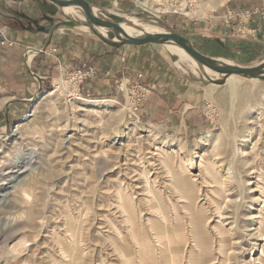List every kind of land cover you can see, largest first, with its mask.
Here are the masks:
<instances>
[{"label": "rangeland", "instance_id": "1", "mask_svg": "<svg viewBox=\"0 0 264 264\" xmlns=\"http://www.w3.org/2000/svg\"><path fill=\"white\" fill-rule=\"evenodd\" d=\"M87 1L103 15L138 22L140 30L150 24L185 35L204 54L207 47L191 25L223 21L241 37L249 33L254 14L235 8L236 0ZM55 13L66 20L59 8ZM67 13L84 17L80 10ZM58 28L100 40L84 26L58 21ZM168 45L147 44L148 57L175 69L187 83L183 92L193 83L201 88L190 105L175 107L186 118L173 126L158 123L161 111L129 117L127 99L116 88L124 79L115 80L108 96H86L82 85V99L74 100L56 88L61 76L50 87H38L42 76L33 65L34 52L25 60L35 83L30 96L22 100L0 86V264H264V221L257 233L249 218L253 194L247 191L240 200L236 181L245 182L255 170L264 177V127L257 126L264 124V76L237 77L234 101L227 79L211 80L188 58L178 61ZM262 61L264 54L244 66ZM52 91L54 97L44 100ZM251 136L258 147L249 153ZM233 140L248 153L234 165ZM218 149L222 154L214 152L225 166L220 172L204 158L212 177L199 163L203 154L217 158L213 150Z\"/></svg>", "mask_w": 264, "mask_h": 264}, {"label": "crops", "instance_id": "2", "mask_svg": "<svg viewBox=\"0 0 264 264\" xmlns=\"http://www.w3.org/2000/svg\"><path fill=\"white\" fill-rule=\"evenodd\" d=\"M233 6L254 10L247 35H235L223 21H204L191 27L197 40L207 47L205 55L234 59L239 65H246L264 54V0H236ZM50 8L37 0H0V86L22 96V100L30 96L35 83L25 60L28 50H32L38 52L33 65L42 76L38 87H50L54 79L76 67H94L96 76L83 84L86 96H108L116 79L139 80L151 90L140 114L157 116L161 111L158 123L163 127L173 126L174 121L185 122L186 117L175 107L183 106L185 101L188 106L192 98L195 101L200 97V86L193 83L183 92L185 79L169 65H159L152 56L148 57L147 44L112 47L84 34L58 28V21L66 20H60ZM2 40L13 44L2 45Z\"/></svg>", "mask_w": 264, "mask_h": 264}, {"label": "water", "instance_id": "3", "mask_svg": "<svg viewBox=\"0 0 264 264\" xmlns=\"http://www.w3.org/2000/svg\"><path fill=\"white\" fill-rule=\"evenodd\" d=\"M49 1L52 4L50 5V10H54L53 12L55 13L59 8L66 18V23L72 26L79 25L88 28L101 41L109 46L120 47L125 45H144L150 43H174L183 48V50L204 69L221 75L223 79L218 81L220 83L224 82L232 75L247 78H260L264 76V61L252 66L227 63L225 61H221L219 58L205 55L197 49V47H195L188 37L172 30L151 32L142 35H130L125 30L127 25H131L129 23V19L116 14L106 16L100 12H96L94 6L87 0ZM68 8L80 10L84 14V17H72L66 11ZM46 10L47 8L45 7L43 11L46 12ZM137 29H139V27Z\"/></svg>", "mask_w": 264, "mask_h": 264}, {"label": "bare ground", "instance_id": "4", "mask_svg": "<svg viewBox=\"0 0 264 264\" xmlns=\"http://www.w3.org/2000/svg\"><path fill=\"white\" fill-rule=\"evenodd\" d=\"M10 2V1H9ZM144 4V3H143ZM70 9V12L72 13V11H73V9L72 8H69ZM94 9H95V11L96 12H98V9L96 8V7H94ZM103 10V9H102ZM67 11V10H66ZM111 12V11H110ZM102 13V12H101ZM113 13H115V12H113ZM75 16V15H74ZM131 21V20H130ZM132 22V24L131 25H127V27L128 28H126L125 27V30H126V32L128 33V34H130V35H142V34H145V33H151V32H161V31H165V30H167L166 28H165V30L164 29H162V28H158V27H156V26H152V25H150V24H144L143 25V28L140 30V29H137L136 27H138V25H139V23L138 22H136V21H131ZM168 47L170 48V50L172 51L171 53H173V54H175V59L177 58V60L178 61H180V59L181 58H183V57H185V58H188L190 61H192L198 68H202V70H204L207 74H208V76H210L211 77V80H217V79H223V77L221 76V75H219V74H216V73H214V72H211L210 70H207V69H204L200 64H198L189 54H187L184 50H183V48H181L180 46H178L177 44H174V43H172V44H169L168 45ZM31 57V56H30ZM227 60V59H226ZM230 61V60H229ZM227 63H231V62H227ZM196 67V68H197ZM237 77H239V76H237V75H232V76H230L229 78H227V82L228 83H230L229 85H231V88H230V94H232L231 95V97H232V99L234 100V101H236V97H237V87H236V83H237V80H236V78ZM60 80H61V78L60 79H57V81L58 82H60ZM62 81V80H61ZM54 92L55 91H52V92H50L45 98H44V100H47V99H49V98H51L53 95H54ZM54 97V96H53ZM43 100V101H44ZM50 103H52V104H50V108H52V109H55L56 107H55V105L56 104H54V102H52V101H50ZM80 105V104H79ZM82 105V104H81ZM81 107V106H80ZM98 108V107H97ZM81 109V108H80ZM85 109H87V110H89V107L88 108H85ZM82 110V109H81ZM33 112H34V109H33ZM96 112V111H95ZM126 112V111H125ZM33 115V113L31 114V115H29V116H32ZM123 119V118H122ZM251 119V118H250ZM262 119V118H261ZM122 121V120H121ZM252 122V121H251ZM258 124V123H257ZM22 125V124H21ZM257 126H260V128H262V127H264V124H262V123H260V124H258ZM254 130H256V127L254 126ZM259 129V128H258ZM264 129V128H263ZM258 132H259V130H258ZM114 133L117 135V137H118V142L120 143V144H123L124 143V140H121L120 139V137H121V132H120V130H119V127L118 126H116V127H114ZM255 133V132H254ZM254 133H253V135H254ZM252 135V134H251ZM260 135H261V132H260ZM74 136V135H73ZM250 136V135H249ZM262 136V135H261ZM72 137V136H71ZM216 137H218L219 138V136H216ZM257 137V136H256ZM21 138V137H20ZM23 138V137H22ZM68 138H69V136H68ZM67 138V139H68ZM71 139H73V137L71 138ZM255 138L253 137V136H251L250 137V141H253ZM74 141V140H73ZM255 141V140H254ZM71 142V141H70ZM127 142V141H126ZM68 143V142H67ZM74 143H76V142H74ZM116 143V142H115ZM62 144V143H61ZM63 144H65V143H63ZM63 144H62V146H63ZM118 144V143H117ZM128 144V143H127ZM130 144V143H129ZM249 144V143H248ZM258 143H257V139H256V141L255 142H251V144L249 145V148H250V152L249 153H252V152H256L257 151V147H258V145H257ZM72 145V144H71ZM68 146V145H67ZM129 146H131V145H129ZM164 146V145H163ZM218 145H216V147H217ZM219 146H220V144H219ZM64 147V146H63ZM122 147V146H121ZM159 147V146H158ZM160 147H162V146H160ZM215 147V146H214ZM215 147V148H216ZM62 148V147H61ZM162 148H164V147H162ZM171 148H173V147H171ZM215 148H213V149H215ZM219 148V147H218ZM221 148V147H220ZM245 148V147H244ZM242 149V148H239L238 147V145H237V143H236V141H234L233 140V156H232V164L234 165V162H236L237 161V159L239 158V157H242V156H245V155H247L248 153L246 152L247 150H245V149ZM166 149V148H165ZM157 150H158V148H157ZM163 150V152H164V149H162ZM167 150H169V152H167V154L169 153V154H172L173 153V155L175 154V152H177V150L175 149V148H173V149H167ZM179 150V149H178ZM205 150H207V148L205 149ZM245 150V151H244ZM259 150V149H258ZM214 151H219V149L218 150H213V152ZM263 151V150H262ZM165 152V153H166ZM154 153V152H153ZM215 153H217V152H214L213 154H215ZM156 154V153H155ZM160 155H161V153H159ZM166 154V155H167ZM201 154V153H200ZM203 154V153H202ZM219 154H222V153H220V151H219ZM216 155V154H215ZM214 155V156H215ZM150 156V155H149ZM156 156V155H155ZM159 156V155H158ZM218 155H216L215 157H217ZM251 156V155H250ZM146 157V156H145ZM161 157V156H160ZM218 157H220V156H218ZM218 157L217 158H209V156H205L204 154L203 155H201V159H200V163H199V165H200V167L203 169V171L205 172V173H210L211 175H212V177L214 176V174L212 173V169H210L211 167H212V165H213V167L215 168V169H220L219 170V172L221 171V170H223V168H225V166L223 165V161L222 160H218ZM155 158V157H154ZM166 158V157H165ZM200 158V157H199ZM204 158H207V160L209 159L210 160V162H211V164L212 165H210L211 167H209L208 168V166H207V164H206V161L204 160ZM247 158V157H246ZM245 158V159H246ZM248 161H251V160H249L250 158H249V156H248ZM163 160V159H162ZM161 160V161H162ZM148 161V160H147ZM150 162V161H149ZM153 161L151 160V162L150 163H152ZM163 162V161H162ZM247 162V161H246ZM245 162V163H246ZM149 163V164H150ZM154 163V162H153ZM164 163V162H163ZM198 163V162H197ZM157 164V163H156ZM199 167V166H198ZM262 167V166H261ZM155 168V167H154ZM200 168V169H201ZM232 168V167H231ZM230 167L229 168H226V169H228L227 170V174H231L232 172L231 171H229V169H231ZM234 168V167H233ZM210 169V170H209ZM235 169V168H234ZM257 169V168H256ZM258 169H260V168H258ZM262 169V168H261ZM250 170H253V169H250ZM142 171H145V170H142ZM157 171V170H156ZM211 171V172H210ZM229 171V172H228ZM223 172V171H222ZM147 173H149V172H147ZM201 173V172H200ZM216 173V172H215ZM225 173V172H224ZM150 175V174H149ZM200 175V174H199ZM202 175H203V172H202ZM228 175V176H229ZM252 177H250L249 179L247 178L246 180H245V182L244 181H240L239 179H236V181H237V183H238V185H239V188H240V190H241V192H240V194H241V197H240V200H242V199H244V197H245V195L244 194H246L247 193V191H250L252 194H253V199H254V205H251V206H253V208L251 209V213H250V215H249V218H250V220H252L251 222V225L252 226H254V228H255V231H256V229H257V233L259 232L258 230L261 228L260 226L263 224V221H264V219L262 220V218H263V214H264V177H263V174L261 173V171H258V170H255V171H253V173H252ZM195 176V175H194ZM206 177L207 175L206 174H204L203 175V177ZM209 176V175H208ZM251 176V175H250ZM154 177H156V176H154ZM197 177V176H196ZM202 177V178H203ZM211 177V176H210ZM215 177V176H214ZM233 177H235V178H237V176L234 174V172H233ZM129 178H131V177H129ZM135 178V177H134ZM142 178V177H141ZM222 178H223V176H222ZM222 178H221V180H222ZM229 178V177H228ZM204 179V178H203ZM220 179V178H219ZM132 180V179H131ZM205 180H207L206 178H205ZM223 181V180H222ZM206 182V181H205ZM220 182V181H219ZM152 183V182H151ZM211 183H212V181H211ZM229 183V182H228ZM126 184V183H125ZM134 184V183H133ZM137 184V183H136ZM220 184H222V183H220ZM138 185V184H137ZM127 186V185H126ZM139 186H141V185H139ZM17 188V187H16ZM127 189V188H126ZM12 191V190H11ZM13 191H15V190H13ZM160 191V190H159ZM11 193V192H10ZM15 193V192H14ZM20 193V192H19ZM22 193V192H21ZM20 193V194H21ZM25 194L27 193V190H25V192H24ZM141 193V192H140ZM153 193V192H152ZM9 194V193H8ZM144 194V193H143ZM18 195V194H17ZM16 196V195H15ZM144 197H146L145 195H144ZM11 198H12V196H11ZM17 198V197H16ZM29 198V197H28ZM151 198H153V197H151ZM10 199V198H9ZM25 199V198H24ZM142 200V199H141ZM27 201V200H26ZM150 202V201H149ZM148 202V203H149ZM150 204H151V202H150ZM254 206H259V207H254ZM32 208V207H31ZM150 208V207H149ZM33 211V210H32ZM237 214V213H236ZM115 215V214H114ZM224 219V218H223ZM101 221V220H100ZM192 222V221H191ZM100 223V222H99ZM95 225V224H94ZM98 225H101V224H98ZM97 226V225H96ZM99 227H101V226H99ZM161 230V229H160ZM238 230V229H237ZM251 230V229H250ZM191 231V230H190ZM252 231V230H251ZM66 232V231H65ZM64 232V233H65ZM200 233L202 234V232H201V230H200V227H199V225H197V231H196V229H195V234H196V236H197V240L199 239V237H200ZM242 233V232H241ZM198 234V235H197ZM62 236V235H61ZM67 236V235H66ZM261 236H262V234H261ZM219 237V236H218ZM262 237H264V235L262 236ZM262 237L260 238V239H262ZM69 238V237H68ZM222 238H223V236H222ZM193 239V238H192ZM216 240V239H215ZM193 241H194V239H193ZM158 242V241H157ZM190 242V241H189ZM218 242V241H217ZM219 242H220V240H219ZM240 242V241H239ZM75 243V242H74ZM217 244V243H216ZM219 244V243H218ZM190 245V244H189ZM189 245H187V246H189ZM200 246H202V245H200ZM204 246V245H203ZM218 246V245H217ZM239 246H241L240 244H239ZM187 248V247H186ZM62 250H63V248H62ZM102 250V249H101ZM187 250V249H186ZM71 251H73V250H71ZM217 251V250H216ZM152 251H151V249L149 248V253H151ZM262 252V251H261ZM72 253V252H71ZM186 253V252H185ZM219 253V252H218ZM229 253H231V252H229ZM228 253V254H229ZM242 253V252H241ZM187 254V253H186ZM220 254V253H219ZM67 255V254H66ZM83 256V255H82ZM224 257V256H223ZM78 257H76V256H74V260L75 259H77ZM229 258V257H228ZM247 259V258H246ZM246 259H244L245 261H246ZM253 259V258H252ZM63 261H64V259H63ZM220 261V260H219ZM238 261V260H237ZM253 261V260H252ZM221 262V261H220ZM239 262V261H238ZM151 263V262H150ZM219 263V262H218ZM244 263V262H243ZM248 263V262H247ZM222 264V263H221ZM239 264V263H238Z\"/></svg>", "mask_w": 264, "mask_h": 264}, {"label": "built area", "instance_id": "5", "mask_svg": "<svg viewBox=\"0 0 264 264\" xmlns=\"http://www.w3.org/2000/svg\"><path fill=\"white\" fill-rule=\"evenodd\" d=\"M2 45H12V41L2 40ZM35 52L28 50L27 53ZM29 58V56H28ZM31 59V58H30ZM29 61V60H28ZM97 71L94 67H81L74 69L73 71H67L65 75L61 76L62 81L57 83L56 88H61L65 91L66 96L71 99H82L81 87L88 80L96 76ZM139 78L142 74L138 75ZM117 91L121 93L129 104L128 115L129 117H134L139 119V111L143 104L146 102L148 96L150 95V89L143 85L139 80H122L117 83Z\"/></svg>", "mask_w": 264, "mask_h": 264}]
</instances>
